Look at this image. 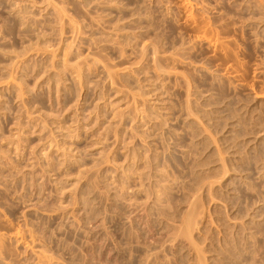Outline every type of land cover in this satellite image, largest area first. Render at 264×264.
<instances>
[{
  "label": "rangeland",
  "instance_id": "obj_1",
  "mask_svg": "<svg viewBox=\"0 0 264 264\" xmlns=\"http://www.w3.org/2000/svg\"><path fill=\"white\" fill-rule=\"evenodd\" d=\"M0 264H264V0H0Z\"/></svg>",
  "mask_w": 264,
  "mask_h": 264
}]
</instances>
